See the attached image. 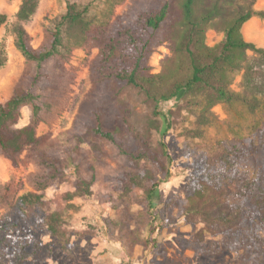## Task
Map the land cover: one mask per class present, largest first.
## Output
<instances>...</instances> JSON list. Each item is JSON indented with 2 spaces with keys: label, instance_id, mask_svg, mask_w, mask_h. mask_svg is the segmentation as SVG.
<instances>
[{
  "label": "rangeland",
  "instance_id": "obj_1",
  "mask_svg": "<svg viewBox=\"0 0 264 264\" xmlns=\"http://www.w3.org/2000/svg\"><path fill=\"white\" fill-rule=\"evenodd\" d=\"M133 0H41L36 14L25 23L32 44H48L56 21L72 2L92 3L91 13L98 20L114 19ZM22 0H0V13L7 21L0 26V101L5 102L23 81L36 99L23 106L18 126L37 121L40 145L27 148L18 164L0 156V193L9 184V198L0 204V243L7 238L25 246L24 260L9 245L0 264H251L237 251L240 244L201 216L187 209L194 192L201 156L210 157V148L228 137L251 139L264 154V95L255 113L242 101L221 102L213 110L218 119L206 128L204 139L190 140L183 135L194 116L185 110L172 128L162 116L159 128L150 138L154 148L166 142L164 158L170 176L154 193L156 206L147 203L144 188L125 190L116 177L130 171L129 159L106 139L80 142L75 136L76 117L93 89L92 66L99 48L86 42L66 58L55 56L39 69L15 44L13 32ZM256 8L264 9V0ZM250 19L243 27L245 38L264 47V18ZM224 34L212 28L207 42L215 45ZM169 43L158 45L150 57L153 72H160L173 57ZM264 70V68H263ZM239 74L233 87L242 91ZM131 119L140 129L146 125L151 107L135 89L125 91ZM184 102L181 92L161 103L167 119ZM98 143L107 152L99 155ZM45 150L50 159L42 156ZM53 161L54 165H51ZM149 184H146L148 186ZM28 191L45 195L44 207L27 214L19 197ZM231 202L237 199L230 197ZM58 211L60 226L54 234L45 222Z\"/></svg>",
  "mask_w": 264,
  "mask_h": 264
},
{
  "label": "trees",
  "instance_id": "obj_2",
  "mask_svg": "<svg viewBox=\"0 0 264 264\" xmlns=\"http://www.w3.org/2000/svg\"><path fill=\"white\" fill-rule=\"evenodd\" d=\"M41 0H22L13 27L15 44L22 54L38 63L39 69L49 59L66 58L75 47L86 42L99 48L93 63V89L83 103L74 123L75 136L106 139L115 144L132 165L116 177L125 190L144 188L149 206H156L154 193L170 176L164 158L166 142L154 148L150 140L165 117L166 128L188 110L192 124L183 135L190 140L204 139L206 128L218 117L213 108L221 102L242 101L255 113L264 95V47L245 38L243 27L253 17L264 18V9L256 8L258 0H133L128 9L114 19L98 22L92 15V3L72 2L50 31L48 44L36 48L25 27L37 12ZM7 14L0 13V26ZM216 29L224 34L215 45L207 42V33ZM169 43L173 57L160 72H153L150 57L155 48ZM0 53V66L5 63ZM241 74L242 91L233 84ZM127 89L137 90L151 107L143 129L134 124L125 100ZM183 93L184 102L167 119L161 103ZM36 99L34 90L21 81L5 102L0 101V156L18 164L29 147L40 145L37 121L18 126L24 105ZM97 154L107 152L93 143ZM47 159L53 158L45 150ZM210 157L201 156L198 180L189 197L187 209L228 234L240 244L237 251L246 262L264 264V154L251 139L228 137L210 148ZM51 165L53 161H51ZM146 184H149L146 186ZM9 184L0 193V204L10 195ZM237 200L231 202L230 197ZM45 195L28 191L19 197L24 212L33 213L47 204ZM60 213H49L45 222L55 234ZM9 245L24 260L25 246L12 239Z\"/></svg>",
  "mask_w": 264,
  "mask_h": 264
},
{
  "label": "crops",
  "instance_id": "obj_3",
  "mask_svg": "<svg viewBox=\"0 0 264 264\" xmlns=\"http://www.w3.org/2000/svg\"><path fill=\"white\" fill-rule=\"evenodd\" d=\"M253 19H255L256 21H255V23H257L259 20H258V18L256 19V17H253Z\"/></svg>",
  "mask_w": 264,
  "mask_h": 264
}]
</instances>
